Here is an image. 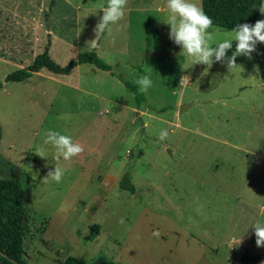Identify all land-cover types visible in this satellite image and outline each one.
I'll use <instances>...</instances> for the list:
<instances>
[{"label": "rangeland", "instance_id": "374dc122", "mask_svg": "<svg viewBox=\"0 0 264 264\" xmlns=\"http://www.w3.org/2000/svg\"><path fill=\"white\" fill-rule=\"evenodd\" d=\"M54 2L52 60L66 66L94 44L112 69L54 74L66 86L8 82L0 71V178H20L25 190L27 263L237 264L263 253L251 224L264 222V43L229 66L235 41L222 61L190 65L168 37L165 0H125L100 38L102 11L92 12L105 0ZM230 33L212 27L209 45ZM143 75L153 84L138 105L125 81ZM49 130L82 151L57 157ZM55 165L59 183L46 176ZM125 174L134 190L122 187ZM94 223L99 233L87 239Z\"/></svg>", "mask_w": 264, "mask_h": 264}, {"label": "trees", "instance_id": "16d2710c", "mask_svg": "<svg viewBox=\"0 0 264 264\" xmlns=\"http://www.w3.org/2000/svg\"><path fill=\"white\" fill-rule=\"evenodd\" d=\"M203 11L211 17L212 27L232 30L238 23L253 24L261 15L264 0H201ZM93 64L102 70H111L110 64L105 62L97 53L96 47L79 53L66 66L56 64L48 53V49L36 56L33 63L25 68L17 69L6 76L8 82H18L29 78L34 72H47L54 74H68L78 65ZM136 96L137 104L145 100L144 93L137 91L135 82L125 81ZM166 108H163L164 110ZM129 176L123 177L122 187L134 190L129 183ZM129 184V185H128ZM100 230V225H91L87 239H93ZM27 231V208L25 190L20 178H0V250L7 257L0 254V264H28L23 256L24 237ZM264 259V252L256 255L243 254L237 264H258ZM61 264H117L100 256L88 262L83 257H67Z\"/></svg>", "mask_w": 264, "mask_h": 264}, {"label": "clouds", "instance_id": "9594fccd", "mask_svg": "<svg viewBox=\"0 0 264 264\" xmlns=\"http://www.w3.org/2000/svg\"><path fill=\"white\" fill-rule=\"evenodd\" d=\"M165 4L169 13L166 21L170 26L168 37L191 58L190 65L194 63L210 65L213 60L222 61L226 50L230 49L232 41H235L234 50L227 58L229 66L234 64L233 60L237 55L250 57L255 50V45L258 42L264 43V19L256 20L251 25L238 23L232 28L229 38L217 39L209 45L208 30L212 26V19L198 6L195 0H165ZM124 5L125 0H105L103 4L95 8L92 13H95L97 9L102 11L94 28L96 38H100L106 29H110L111 25H115L121 20L124 14ZM260 11L264 12V9H260ZM94 46V44L91 45V47ZM135 84L137 91L144 93L152 87L153 81L148 75H143L135 79ZM165 136H167V130L161 129L158 139L162 140ZM44 143L51 145L55 149L57 157H62L64 160H68L82 151L81 145L74 143L70 136L55 130H49L46 133ZM36 154L45 157L42 152ZM63 175L64 169L55 165L54 169L50 170L46 176L59 183ZM251 226L255 235V243L257 246H261L264 243V222L256 221Z\"/></svg>", "mask_w": 264, "mask_h": 264}, {"label": "crops", "instance_id": "0c3cea01", "mask_svg": "<svg viewBox=\"0 0 264 264\" xmlns=\"http://www.w3.org/2000/svg\"><path fill=\"white\" fill-rule=\"evenodd\" d=\"M54 4V0H0V71L4 70L5 80L9 73L31 65L46 49L52 54ZM59 76L34 72L27 79L38 77L66 86V79ZM42 92L51 94L48 89Z\"/></svg>", "mask_w": 264, "mask_h": 264}, {"label": "water", "instance_id": "95a60500", "mask_svg": "<svg viewBox=\"0 0 264 264\" xmlns=\"http://www.w3.org/2000/svg\"><path fill=\"white\" fill-rule=\"evenodd\" d=\"M191 104H182L181 105V108H180V111L182 112V111H184L188 106H190ZM0 254L1 255H3V256H5V257H7V254L6 253H4L3 251H1L0 250ZM11 261L13 262V263H15V264H19L18 263V261L16 260V259H12L11 258Z\"/></svg>", "mask_w": 264, "mask_h": 264}]
</instances>
